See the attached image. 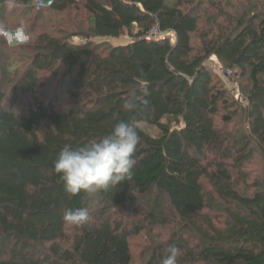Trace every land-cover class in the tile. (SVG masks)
<instances>
[{
  "label": "trees",
  "instance_id": "obj_1",
  "mask_svg": "<svg viewBox=\"0 0 264 264\" xmlns=\"http://www.w3.org/2000/svg\"><path fill=\"white\" fill-rule=\"evenodd\" d=\"M40 1L0 0V264H134L131 240L157 230L170 234L152 237L144 264L173 245L178 264H264V0ZM71 9L85 12V42L47 17ZM17 15L29 41L9 46L1 31L18 29L7 26ZM153 28L174 42L150 39ZM212 58L248 75L246 102ZM119 122L140 137L130 177L68 194L60 150ZM78 208L89 221L66 223Z\"/></svg>",
  "mask_w": 264,
  "mask_h": 264
},
{
  "label": "clouds",
  "instance_id": "obj_2",
  "mask_svg": "<svg viewBox=\"0 0 264 264\" xmlns=\"http://www.w3.org/2000/svg\"><path fill=\"white\" fill-rule=\"evenodd\" d=\"M8 35L13 40L27 38L22 29L8 32ZM125 107L133 109L135 105L130 103ZM139 139L134 124L116 123L111 133L99 140L77 148L64 146L54 161V171L64 182L65 191L72 196L108 190L130 177ZM63 219L69 224L82 225L89 221L90 214L87 208L68 209ZM179 253L178 247L170 246L161 264H178Z\"/></svg>",
  "mask_w": 264,
  "mask_h": 264
},
{
  "label": "rangeland",
  "instance_id": "obj_3",
  "mask_svg": "<svg viewBox=\"0 0 264 264\" xmlns=\"http://www.w3.org/2000/svg\"><path fill=\"white\" fill-rule=\"evenodd\" d=\"M232 2L234 4H238L240 2H246V0H232ZM208 10H210V12L207 14V16H205L203 23L201 25L202 27L205 26L211 14H216L215 11L211 10L210 8H208ZM20 16L21 15H17V16H14L12 19L8 20L7 26L12 29L20 28V29H23L24 31H27L28 29L31 28L30 23L28 24L27 21L26 23L24 21L25 19L21 18ZM85 16H86L85 12L78 13L75 9H71L63 13L62 15H56V14H53V15L50 14V16L47 15V17H49L50 19H53V22L56 28L64 29L66 32L73 34L74 35L73 41L75 43L85 42V38L80 35L81 30L87 29ZM219 22L226 25V22L224 19H219ZM17 23L19 24L18 26H17ZM170 38L173 39V42H174V38L173 37H170ZM93 41L95 43L109 42L111 45H120V44L128 43L129 37L124 36L120 39L94 38ZM208 64L213 68L218 78H220L221 81L224 83V85H226V87L232 92L236 100H239L240 102H243V103L246 102L245 91H248V89L251 86L248 75L243 76L239 70H230L231 75L230 76L227 75L226 74L227 68L217 63V60L215 58H212L211 60H209ZM238 95L240 96L237 99L236 96ZM249 170H250L249 171V182L250 183L262 177V169H261V166L259 165L258 158L249 167ZM242 188H244L243 185H242ZM251 190L253 189L251 188ZM121 213H124V212H120V213L116 212L115 218L117 216V219L124 220L125 219L124 216H120ZM157 234H160L158 236L161 238H166V236L170 234V231L157 230L151 235L147 233H143L141 236L133 238L131 240L132 252L134 256V264H144L148 260L149 254L144 255V250L151 243L152 237L156 236Z\"/></svg>",
  "mask_w": 264,
  "mask_h": 264
},
{
  "label": "built area",
  "instance_id": "obj_4",
  "mask_svg": "<svg viewBox=\"0 0 264 264\" xmlns=\"http://www.w3.org/2000/svg\"><path fill=\"white\" fill-rule=\"evenodd\" d=\"M51 3H52V0L40 1V2H38V6L39 7H46V6L51 5ZM16 30H14V31H16ZM22 31L25 33V35L27 37L26 39L21 38L18 40H13V38L8 35V32H13V31L3 30V31H1V34L3 35L4 39L7 41L9 46H19V45L26 44L29 41V37L26 34V32L23 29H22ZM167 37H173L175 39V33L174 32H162L159 28H153L149 33V38L153 39V40H162V39H165ZM226 74L230 76L231 72L229 70H227ZM239 96L240 95L236 96L237 99L239 98Z\"/></svg>",
  "mask_w": 264,
  "mask_h": 264
}]
</instances>
